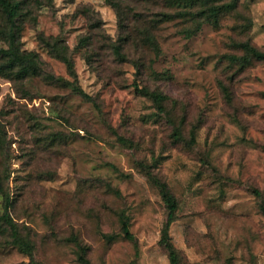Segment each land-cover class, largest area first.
I'll use <instances>...</instances> for the list:
<instances>
[{"label": "rangeland", "instance_id": "rangeland-1", "mask_svg": "<svg viewBox=\"0 0 264 264\" xmlns=\"http://www.w3.org/2000/svg\"><path fill=\"white\" fill-rule=\"evenodd\" d=\"M3 1L19 4L12 26ZM187 5L0 0V49L12 34L38 70L20 78L0 55V215L8 202L31 247L0 225V264H81L82 250L89 264H170L154 180L177 202L178 264H264V60L239 48L264 52V0H236L217 25Z\"/></svg>", "mask_w": 264, "mask_h": 264}, {"label": "trees", "instance_id": "trees-1", "mask_svg": "<svg viewBox=\"0 0 264 264\" xmlns=\"http://www.w3.org/2000/svg\"><path fill=\"white\" fill-rule=\"evenodd\" d=\"M179 2H186L189 6V8H194L198 5V3H201L202 5H209L206 8L205 12H200L203 13V17L205 22L212 24V25H217L218 24V19L219 16L222 13L229 12L235 8V2L236 0H177ZM206 5V6H207ZM2 8L3 11L7 17L8 23L12 26L14 24V20L18 16V11H19V4L18 3H8L7 1H3L2 3ZM179 16L183 17V19H193L195 18L194 13L190 12L189 10L185 12H180L178 14ZM170 17V16H169ZM188 37H190V33H188ZM146 42H148L150 45L154 47L156 50V46L154 45L155 42L152 41V38H149L148 36L145 37ZM10 47L7 50L0 49V55H3L4 57L7 56L9 58V68L14 69L15 67H18L17 74L20 76V78H26V77H32L37 76L36 74L38 73L37 66H36V61L34 60V55L31 53L27 52H20L19 50L17 51L14 47V36L11 34L10 35ZM239 48L245 52V59H255L262 61L264 60V52H261L254 47L250 46L248 43H240ZM63 54L65 52H62ZM61 56V60L63 63L66 65L69 71L73 70V64L71 60H69L65 55ZM117 55H120L119 52H116ZM233 61H236V58L233 59ZM53 81H57L60 83L65 84L63 80L58 79H52ZM73 90L80 94L82 97H86L87 99L90 100V98L84 94L78 87L72 86ZM136 90L142 94L143 96L151 99L153 103L157 106L158 110L163 112V102L166 100V98L156 92H150L146 88H141L139 89L138 87ZM173 137L175 139H180V132L178 130H174L173 132ZM120 143H125L122 138H118ZM155 186L158 189L159 195L161 197V200L166 208L167 215H166V221L165 225L162 230L161 234V244L163 247L168 251L169 255V261L170 264H178L177 262V253L173 249V247L170 245V238H169V229L171 225L175 222L176 220V212H177V202L173 195L170 193L168 186L163 183L159 182L158 180H154ZM254 194L256 196H259V193L257 191H254ZM9 206L8 202L5 203L3 206V213L0 215V225H3V232H7L9 238L11 239L12 245L16 246L20 251L24 252L25 254H31V247L25 237H23L19 233L18 226L13 222V219L10 217L9 213ZM261 210L264 213V206H261ZM120 221H121V232L122 235L125 239L131 240L132 235L129 232V224H128V219L122 214L120 216ZM85 250H82L80 255H79V261L81 264H89V261L85 258Z\"/></svg>", "mask_w": 264, "mask_h": 264}]
</instances>
